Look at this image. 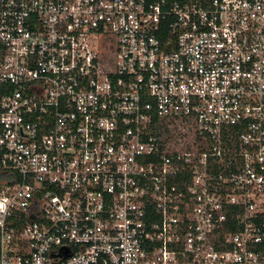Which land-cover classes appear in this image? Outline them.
Returning a JSON list of instances; mask_svg holds the SVG:
<instances>
[{"label":"built area","instance_id":"1","mask_svg":"<svg viewBox=\"0 0 264 264\" xmlns=\"http://www.w3.org/2000/svg\"><path fill=\"white\" fill-rule=\"evenodd\" d=\"M0 174V264H264V0H0Z\"/></svg>","mask_w":264,"mask_h":264},{"label":"trees","instance_id":"2","mask_svg":"<svg viewBox=\"0 0 264 264\" xmlns=\"http://www.w3.org/2000/svg\"><path fill=\"white\" fill-rule=\"evenodd\" d=\"M2 177V175L0 174V178ZM14 179H15V181L16 180H19V178L18 177H14Z\"/></svg>","mask_w":264,"mask_h":264},{"label":"rangeland","instance_id":"3","mask_svg":"<svg viewBox=\"0 0 264 264\" xmlns=\"http://www.w3.org/2000/svg\"><path fill=\"white\" fill-rule=\"evenodd\" d=\"M4 173V171H2Z\"/></svg>","mask_w":264,"mask_h":264}]
</instances>
